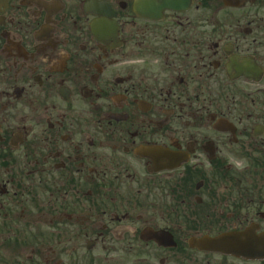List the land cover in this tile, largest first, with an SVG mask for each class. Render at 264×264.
Segmentation results:
<instances>
[{
  "label": "flooded vegetation",
  "instance_id": "obj_1",
  "mask_svg": "<svg viewBox=\"0 0 264 264\" xmlns=\"http://www.w3.org/2000/svg\"><path fill=\"white\" fill-rule=\"evenodd\" d=\"M0 264H264V0H0Z\"/></svg>",
  "mask_w": 264,
  "mask_h": 264
}]
</instances>
